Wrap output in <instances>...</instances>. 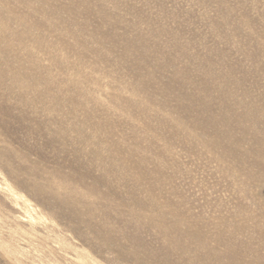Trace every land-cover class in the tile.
Returning <instances> with one entry per match:
<instances>
[{
    "label": "rangeland",
    "instance_id": "1",
    "mask_svg": "<svg viewBox=\"0 0 264 264\" xmlns=\"http://www.w3.org/2000/svg\"><path fill=\"white\" fill-rule=\"evenodd\" d=\"M0 32L20 37L13 35L11 45L0 52V182L25 201L32 216L54 226L50 237L34 236L26 223L14 220V209L0 197V264H188L206 255L192 238L182 242L193 246L190 251L168 248L165 237L146 224L138 230V241L125 239L119 230L134 234V225L110 212L104 222L113 231L107 238L102 223L78 215L44 187L47 181L62 180L65 185L57 188L66 189L65 194L77 185L86 192L75 170L101 178L99 168L112 178L101 181L102 187L111 191L113 207L120 208L128 200L124 189L134 186L125 180L128 170L115 172L121 166L117 151L128 147L133 162L152 169L160 195L205 210L213 207L211 194L217 192L230 206L228 184L215 172L211 154L174 135L181 138L195 129L210 143L214 131L227 128L221 121H208L222 113L217 73L234 68L241 101L264 99V0H0ZM208 69L217 72L214 77L206 75ZM202 81L215 99L208 106L197 97ZM229 126L238 137L240 126L234 121ZM95 150L99 157L93 155L89 162ZM257 193L264 199V187ZM247 237L252 253L264 254L260 236L254 232L243 239Z\"/></svg>",
    "mask_w": 264,
    "mask_h": 264
},
{
    "label": "bare ground",
    "instance_id": "2",
    "mask_svg": "<svg viewBox=\"0 0 264 264\" xmlns=\"http://www.w3.org/2000/svg\"><path fill=\"white\" fill-rule=\"evenodd\" d=\"M55 11H57V10H55ZM12 30H13V28H12ZM8 34H10V32L9 33L7 32V35ZM13 35L16 36L15 38L17 40L20 38L19 34L14 33ZM13 35H11V36L8 35L9 37H6V36H3L0 32V52L3 51V47H8V45L11 43L10 38H13L12 37ZM2 37H3V39H2ZM27 51H31V48H30V50L28 49ZM12 52H14V51L12 50ZM22 58H23V56H22ZM28 66H29V64H28ZM42 67L44 69L49 68L48 65L45 66L44 64L42 65ZM20 68H21V66H20ZM5 69H6V67H5ZM58 69H60V68H58ZM33 71H34V69H33ZM60 71H61V69H60ZM174 72L176 75L181 76L184 79L183 80L184 82L189 81L188 75H185V74H184L185 76L182 75V73H185L184 71L179 72L178 70H176ZM213 73L216 74L217 72H214L211 69H208L206 71V75L208 77H214ZM17 74H18V76L20 75L19 70H17ZM17 74L14 77L15 81L17 80L16 82H18L19 81L18 79H20L19 77H17ZM235 74H236V71L234 70V68H231V69L227 70L226 72L217 73V75L215 76V78H216L215 80L217 82L216 83V86H217L216 90L218 91V94H219L217 98H218V101L221 105L222 113L219 116H217V115L214 116V118H212L213 120L208 119V121H211V122L217 121V120L221 121V122L227 124V128L224 127L222 132L214 131L210 143H208L205 140L204 134H196L197 132L195 131V129L191 131L193 133H189L188 131H184L181 138L178 135H174V138H177L178 141H180V142L182 140L183 141H185V140L189 141L191 147H199L196 145L200 144L201 145L200 146L201 147L200 152H208L211 154V159H212V163H213L212 165L215 169V172H218L219 176H222L223 180H225L228 184L229 188H227V191H229L231 193V205L230 206L225 204L224 197H222L221 193H217V192H214L211 194L212 198L215 201L213 207L207 208V209H205L203 207L205 210H203V209L199 210V208H201V206H198V207L186 206L184 203L180 202V200L173 199L170 195H166L164 193H161L163 195H160V193H158L154 190V186H156V184H154V182L155 181L159 182V180L157 178L156 179L153 178L152 169H150L148 166H143L142 164L139 165V163L133 162L131 157H130V155H133V152H131V150L128 149V147L122 148V149L117 151L118 159L121 162L120 163L121 166H120L119 171H115V172L119 173L120 171L126 172V170H128L130 172V174L129 175L126 174L125 180L126 181L131 180L134 184V186H130L131 189L130 188L124 189L125 191H123L124 192L123 195L128 198L127 202L124 203V206H122V207L118 206L120 208H116L117 206L113 207V205L115 204V201L111 198V193H110L111 191L108 189H104L102 187L103 185L101 183V181H106V180L111 181L110 179H112V178L111 177L108 178L107 176H104L103 172L99 168H98V171H100L101 174L103 175V177H101V178L89 176L87 170H85V169L77 168L75 170V172H76L75 174L77 176V181H78V183L85 184L86 192L78 191L80 188L77 189V187H78V185H77V187H72L73 189L71 188V190H73L72 192H75L74 195L72 194V192L70 194H65L64 191L66 189L63 190L62 188H60V190H59L57 188L59 186L62 187L63 185H65L64 182H61L62 180L60 181L59 178L57 181H60V183H54L56 185L48 183V181H47L46 186L44 185L45 186L44 189H46L47 191H51V193H53L55 196H57V198L60 199V200L58 199V201H61L65 205L71 207L72 208L71 210H74L75 212H77L78 215H80V216L81 215L82 216L83 215H87V216L90 215L93 217V219H95L96 222L98 221V222L102 223L101 227H104V228H102V230H103L102 232L104 234H107L106 235L107 238H108V233L113 231L112 228L110 226L108 227L107 223L104 222L105 218H107V215L110 212V214L111 213H113L115 215L117 214V215H119L118 217H120V218L124 219L125 221L132 223L134 225V230L136 231L135 232L136 234L135 233L130 234L129 230H126V229L119 230V232L122 233V234L120 233V235L122 237L124 236L125 239H128L130 241L135 242V241L139 240L138 230L140 229V227H144L145 224L147 226H149L150 228L151 227L156 228L165 237V239L167 241V247L168 248H173L174 250H179L183 253L190 251L193 248V246H187V245L182 246L183 240L186 238H188V239L192 238V240L194 241V247L200 248L204 251H207V254L202 256V257L196 258L194 260H190L188 264H192L193 262H195V264H264V254L252 253V249L248 244L249 238L247 237V238L243 239V236L246 237V236H249V235L253 234L254 232H256L260 236L261 240L264 242V199L261 196H259L257 193V191L261 190L264 187V99L261 102H257V101L252 100V101L247 103V101H245V100L241 101V99L238 98L236 95V88L239 85V81L235 78ZM31 76H32V74H31ZM3 77H5V76H3ZM36 77H37V75H36ZM28 80H30V79H28ZM33 80L36 82L35 85H38V80H36V78H34ZM210 80L212 81L213 79H210ZM39 82H40V79H39ZM42 82H44V81H42ZM203 82L204 81H202V83ZM1 83H2V81H1ZM23 84H25V83L23 82ZM32 84H33V81H32ZM205 84H206L205 82H204V84L199 83V85L196 86V89H199L201 91L199 93L200 95L197 97L199 98L200 102L202 100V103H203L202 106L203 105L208 106V105L215 102V99H212V89L206 88L205 86H207V85H205ZM74 85H76V84H74ZM61 86H62V84H61ZM100 86H102V85H100ZM130 86H131V84H130ZM140 86L142 87L141 89L144 90L145 85L142 84ZM8 87H9V85H8ZM53 87H55V86H53ZM5 89H7V88H5ZM133 89L135 90V88H133ZM136 89H138V88H136ZM41 90H42V88H41ZM81 90L86 91L85 88H83ZM102 91H103V88H102ZM126 91H128V90H126ZM2 93H5V92H2ZM134 93H136V92H134ZM134 93H133V95H135ZM43 94L44 93H42L41 95H43ZM83 94H85V93H83ZM136 94H138V93H136ZM152 94L153 93H151L150 97L152 96ZM102 95L103 94H101V96ZM107 95H108V93H107ZM51 96H53V95H51ZM116 96H118V95H116ZM127 97H131V96H127ZM137 97H138V95H137ZM118 98H121V97H118ZM132 98L134 99L135 97H132ZM189 98H191V97H189ZM206 98L208 100H206ZM192 99L194 100L195 97L193 96ZM52 101H53V99H52ZM98 101H99L98 105L100 107L107 109V110H110V108L106 104V102L104 103L101 100H98ZM137 102L140 103L141 100H139ZM37 103L39 104V102H37ZM124 103H126V102H124ZM124 103H123V105H125ZM129 103H131V102L129 101ZM139 103L137 105H140ZM60 105H61V103H60ZM68 106H70V105H68ZM49 107H50V105L48 106V108ZM132 109H133V107H132ZM57 118H59V117H57ZM194 121H196V120H194ZM231 121H234L236 125L240 126L241 132L238 135V137L235 135V131H234L233 126H229V123ZM245 122H247L248 124H245ZM197 123H198V121H197ZM77 125H76V127H77ZM81 127H83V126H81ZM46 129H47V127H46ZM85 129H87V128H85ZM49 132H51V131H49ZM88 132H89V130H88ZM71 133H72V131H71ZM90 133L91 132H89V135H90ZM64 135H65V133H64ZM75 135H74V137H75ZM104 137H105V135H104ZM69 139H70V137H69ZM95 139H97V138H95ZM87 140H89V139H87ZM167 141H169V140H167ZM224 142H226L228 144L226 147H223ZM90 144L94 145V143H90ZM104 144H106V143H104ZM88 145H87V147H88ZM82 148L83 147H81V149ZM105 148H106V146H105ZM60 149H62V147ZM103 150H105V149H103ZM83 151H85V150H83ZM107 152L109 153V151H107ZM112 153H114V151H112ZM102 154H103V152H102ZM93 155L99 157V155L96 153V150H95V152H93V154H91L90 157L88 159L87 158L86 159L88 161L92 160L91 158L93 157ZM100 156H101V154H100ZM105 156H106V154H105ZM98 157L96 159H94V160H97V162H98V160H100V158H98ZM101 157L103 158V155ZM143 159H145V158H143ZM104 161L107 162V160H105V159H104ZM102 162H103V160H102ZM118 162H116V163H118ZM101 164L102 163H100V165ZM105 164H107V163H105ZM102 169L105 170L104 167ZM111 170H112V168H111ZM123 175H125V174L123 173ZM122 177L124 178V176H122ZM46 178L48 179L50 177H46ZM51 178H50V180H51ZM123 178H119V179H123ZM53 180L54 179L52 178L51 182H53ZM54 182H56V181H54ZM70 182H72V181H70ZM45 183H46V181H45ZM66 187H67V185H66ZM81 189H82V187H81ZM118 189H120V188H118ZM58 190L60 192H58ZM61 190H63V191H61ZM82 190H84V189H82ZM0 197L6 199L8 201L7 205L14 209V212H15V215L13 216L14 220H16L17 222L26 223L29 226L28 230L31 231L32 233H34L33 234L34 236H35V234L38 235L39 237L46 235L48 238V236H49L48 234L52 231L54 232V230H53L54 226L52 223H50L46 220L40 219L38 217H34L30 214V212L27 210V206H26L25 201L20 199L19 196L17 195V193L13 192L9 188V186L6 182H0ZM19 201H22V203H24V207L21 206L22 203H20ZM54 201L57 202V199H55ZM30 209H33V208L30 207ZM1 211H2V208L0 207V223H1L2 216H3ZM68 213L70 214V210H69V212H67V215H69ZM72 214H73V211H72ZM72 214H70V215H72ZM83 218H84V216H83ZM89 219H90V221H94V220H92V218H89ZM79 220H78V223H79ZM101 221H103V222H101ZM75 223H77V222H75ZM95 231H96V229H95ZM103 236H105V235H103ZM95 237H97V236H95ZM118 238H120V237H118ZM101 239H102V237H101ZM109 239H110V237H109ZM116 239H117V237H116ZM64 257H65V259H67V261H71V262L73 261V258H71L67 255H65ZM164 262L167 263L168 260L165 258Z\"/></svg>",
    "mask_w": 264,
    "mask_h": 264
}]
</instances>
